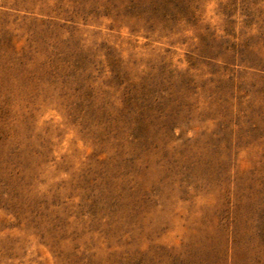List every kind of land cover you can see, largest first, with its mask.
Returning <instances> with one entry per match:
<instances>
[{
	"label": "rangeland",
	"instance_id": "1",
	"mask_svg": "<svg viewBox=\"0 0 264 264\" xmlns=\"http://www.w3.org/2000/svg\"><path fill=\"white\" fill-rule=\"evenodd\" d=\"M0 264H264V0H0Z\"/></svg>",
	"mask_w": 264,
	"mask_h": 264
}]
</instances>
